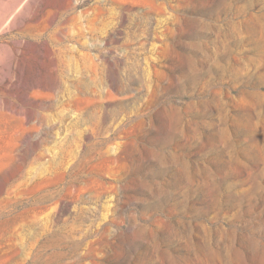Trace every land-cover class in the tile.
Wrapping results in <instances>:
<instances>
[{
  "label": "rangeland",
  "instance_id": "rangeland-1",
  "mask_svg": "<svg viewBox=\"0 0 264 264\" xmlns=\"http://www.w3.org/2000/svg\"><path fill=\"white\" fill-rule=\"evenodd\" d=\"M0 264H264V0H0Z\"/></svg>",
  "mask_w": 264,
  "mask_h": 264
}]
</instances>
